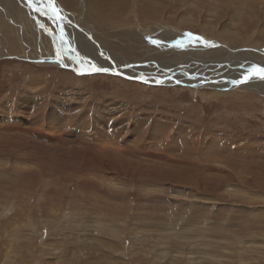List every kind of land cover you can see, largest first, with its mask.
Here are the masks:
<instances>
[{
  "label": "rangeland",
  "instance_id": "obj_1",
  "mask_svg": "<svg viewBox=\"0 0 264 264\" xmlns=\"http://www.w3.org/2000/svg\"><path fill=\"white\" fill-rule=\"evenodd\" d=\"M13 1L0 0V264H264V94L71 65L104 64L94 39L124 74L160 70L152 54L172 49L264 53V0H127L122 27L91 0H55L56 20L47 0ZM50 110L70 125L62 144L36 125Z\"/></svg>",
  "mask_w": 264,
  "mask_h": 264
},
{
  "label": "bare ground",
  "instance_id": "obj_2",
  "mask_svg": "<svg viewBox=\"0 0 264 264\" xmlns=\"http://www.w3.org/2000/svg\"><path fill=\"white\" fill-rule=\"evenodd\" d=\"M47 1H48L47 3H49V0H47ZM91 1H92L91 4L94 3L93 5H91V4L89 5L92 8V9L90 8V10H89L90 16L92 18L99 19V20L105 19L107 13L111 12L113 14L114 18L116 17V21L114 22V24H116L117 26L119 24L120 27L126 25V24L121 23V22L123 21L122 15H123V12L127 6V2H128L127 0H110L109 1L110 4L107 3L108 6H104L103 2H100L98 0L97 1L91 0ZM13 2L15 4H17V6H19L18 5L19 2L22 3L21 0H19V1L14 0ZM38 6L39 5L34 4V7L36 8L37 13L39 12L37 10ZM54 7L56 9H58L61 13V8L59 5H57L56 2L54 3ZM16 9L18 10V7H16ZM50 12L53 13L52 10ZM54 14L56 15L57 13H54ZM65 18H67V17H65ZM92 18H91V20H92ZM107 19H108V17H107ZM64 20L65 19H61L60 23L64 22ZM89 20H90V18H89ZM61 26H62V30L64 29L63 25H60L58 28L59 29L58 32L60 31L59 33L62 36ZM64 35L65 34H63V36ZM79 36H80V34L77 35V37H79ZM64 41H66V40H64ZM94 44H99L102 48L99 50L94 48L98 52V55L103 59V62H104V64L101 63V65L98 67L110 68V71L105 72V73H109V74L114 75L116 77L118 75L120 76L121 74H123L124 77H128L127 75H130V77H128V78H131V75H132V76H134V78H133L134 81L143 82L146 84H151L152 86H160V85L163 87L173 86L175 88L178 86H181V87L183 86V87L195 89L194 91H199L200 89H202L204 92L205 91H212V92H214V94L217 93V90L218 91L225 90V89L230 88L232 86H242V88H244V89H249L253 92L264 94V79L258 78V76H256L255 74H253L250 78H248L244 82H240L243 80L244 76L248 75V73L246 72V69H248L249 67H252V65H248V67H247V60H242L241 62H238L240 59H243V57L249 56L248 58H250V59L255 58V61L251 60V63H253V65L257 64L258 66L260 65V66L264 67V53L258 49L259 51H257L255 54H250V53H252V51H251L252 45L251 44L244 47L245 49H247L244 51H232V50H228V47H226L225 50L208 52V49L199 50V49L194 48L193 52L191 54H188V55H190L189 57H187L188 56L187 54H181L180 50L178 51V50L172 49V50H170L171 52H174V51L176 52V54H174V56L172 57L173 59H168L169 57H167L166 53H164V54L163 53H156L155 55L152 54L151 58L153 60H155L157 65L160 67V70H158V66H157L158 71H156V66L155 65L152 66L150 64V66H152V67L146 71L145 67H147V66H145L143 68V67H141L143 65L140 64L139 66H137L138 68H135V70L142 72L144 74V76H139V75L135 74L134 69H133L134 71L128 70V71H126L128 73L124 74L125 72H121V69L117 68V64H115L114 59L121 60L122 63L120 65L121 66L123 65L126 68H128L127 67L128 62L125 61L124 59H121V57H117L115 55H112V56H114V58H111V54L106 50V47L104 45H102V43L97 42L95 39L93 40V45ZM65 45L70 46L71 41L68 40L67 43H65ZM67 49L69 51L68 47H67ZM66 53H67V51H66ZM170 55H172V54H170ZM71 56L75 60V62L72 63V60L70 59L71 65H73L76 68V71L81 73L80 68H84V70H86L85 71L86 73H89V71H91L90 70V63L87 64L84 61L82 62L78 56H75L73 54H71ZM244 59H246V58H244ZM34 61L35 62L40 61L38 63L44 62V63H47L49 65H55L54 60H50V61H52V63H50V62H45V60H43V59H35L34 58ZM113 61H114V63H113ZM219 63L221 65H219ZM236 65H238V66L240 65V68L237 69L235 67ZM122 70H124V69H122ZM167 70H174V71L169 72ZM233 71H235V73L231 74V72H233ZM82 80L83 79H80L77 81L78 85L83 83ZM218 80H220L219 82L223 83V85H214L217 83ZM116 92L119 93V91H116ZM104 99H106V98H104ZM29 102L31 104L33 103L32 100L30 98L28 99V97H27V100L26 99L21 100L19 106L23 107L26 104H28ZM57 106L58 105H53V107H54L53 109H55V108L57 109ZM53 113L50 110L49 112L46 113V115H43V116H40L39 114H37V120L39 121L40 124H38V122H37L36 125H39L40 129L41 128L46 129V124H48L47 126L49 128V131L46 134L47 138H49L50 141L62 144V143H64V141H62V137L60 138V136H62V134H63V132L61 130H65L66 127H64V125H63V122H64L63 119L61 120L60 118H58L59 114H57L55 112H53ZM47 115H49V117H47ZM67 119L69 122H73V121H74L73 123L78 122L75 118L68 117ZM81 121L82 122H88L86 127H89V125H90L89 121H87L86 119H83V118L81 119ZM78 123H80V122H78ZM60 124H61V126H60ZM21 125H22V123H19L18 126H21ZM99 125H100V121H99ZM18 126L16 128H13L14 131L20 130V127H18ZM68 127H70V125H67V128ZM138 127H141V123L139 124ZM67 128H66V130H67ZM26 129H24L22 132L24 133ZM41 131L45 134V131L43 129ZM103 142L104 143L102 144L103 146L101 145V148L104 151L111 152V154L115 153L117 156H120V157H121V155H119V154L125 155L123 150L116 148L114 145H113V147H115V148H112V147L110 148L109 146H111V144H109V142L108 143L105 141H103ZM215 146L216 145L213 144L212 146L209 147V153H210L211 149ZM190 147L187 150V153H186L187 155H192L191 153H193L190 151V149H194V148L193 147L190 148ZM111 154H109V155H111ZM104 155L106 157V154H104ZM153 157L163 159L162 157H165V156H161V154H158V155L155 154Z\"/></svg>",
  "mask_w": 264,
  "mask_h": 264
},
{
  "label": "snow or ice",
  "instance_id": "obj_3",
  "mask_svg": "<svg viewBox=\"0 0 264 264\" xmlns=\"http://www.w3.org/2000/svg\"><path fill=\"white\" fill-rule=\"evenodd\" d=\"M54 3H55V0H49V3L47 5V7L49 9H51L53 11V13H57L58 14V9H56L54 7ZM38 11H40L41 9L38 7L37 8ZM49 19H53V20H56L57 19V15H51L49 16ZM60 19H63L62 17H60ZM51 35V33H49ZM187 37L190 39V40H195V41H202V37H199V36H194L192 33H187L186 34ZM53 39H55V37H53ZM153 43H159L158 41H152ZM65 43H67V41H65ZM90 63V70L91 71H94L96 73H101V72H109L110 69L109 68H105V67H98L96 64L94 63ZM246 72L248 73V75L244 76L243 80L240 81V82H244L245 80H247L248 78H250L253 74H255L256 76H258V78L260 79H264V67L262 66H252V67H249L248 69H246Z\"/></svg>",
  "mask_w": 264,
  "mask_h": 264
}]
</instances>
